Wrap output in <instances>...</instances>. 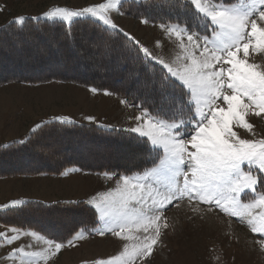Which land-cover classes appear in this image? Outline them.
I'll use <instances>...</instances> for the list:
<instances>
[{"label":"snow or ice","instance_id":"obj_1","mask_svg":"<svg viewBox=\"0 0 264 264\" xmlns=\"http://www.w3.org/2000/svg\"><path fill=\"white\" fill-rule=\"evenodd\" d=\"M121 7L122 0H103L83 8L53 6L42 16L66 25L93 18L123 38L117 46L135 61L144 67L151 65L153 71L159 66L165 106L153 115L142 104L135 105L141 114L128 129L151 144L156 153L152 167L133 175L103 173L109 179L119 175V180L115 188L87 201L99 214L100 226L81 229L66 242L46 239L35 231L13 228L10 231L15 234L11 235L0 231V244L12 245L22 235H31L47 245L41 251L13 247L5 259L19 260V264L47 262L58 256L65 243L77 246L73 241L83 240L87 232L111 234L122 242L115 255L96 258L92 264H149L169 227L164 212L172 205L179 207L177 201L185 199L246 223L264 249V191H257L264 183V136L245 139L234 130L255 136L249 118L264 117V63L254 61L255 56H264V0H184L183 21L158 24L169 39L175 38L179 49L167 59L114 22L112 13H120ZM24 21L21 15L13 22ZM140 22L151 20L144 15ZM155 46L162 47L161 41ZM104 94L110 93L105 90ZM121 103L134 106L126 99ZM55 119L62 124L76 123L69 117ZM47 123L42 121L31 131L35 133ZM23 203L12 200L0 208L16 209Z\"/></svg>","mask_w":264,"mask_h":264},{"label":"trees","instance_id":"obj_2","mask_svg":"<svg viewBox=\"0 0 264 264\" xmlns=\"http://www.w3.org/2000/svg\"><path fill=\"white\" fill-rule=\"evenodd\" d=\"M183 4L184 0H123L120 12L139 19L148 15L150 23L155 24L176 22L184 20ZM122 39L93 18H81L72 25L31 17H26L23 24L8 22L0 26V84L68 81L108 90L126 99L134 109L141 110L135 105L142 104L156 115L165 106L160 95L159 66L153 71L151 65L144 67L135 61L125 49L117 46V41ZM47 122L35 133L31 131L23 144L19 143L21 140H14L0 145V177L59 174L67 168L129 175L152 167L156 157L149 143L125 129L105 128L94 123ZM98 146L111 149L100 156L111 155V161H98L92 151ZM82 147L88 150L84 157H78ZM120 150H127L130 155H119ZM257 188L263 191L264 183ZM66 215L68 219L74 218L67 227L59 220H52L53 216H63L64 220ZM3 224L32 229L61 242L78 229L94 227L97 217L95 209L83 200L55 203L27 200L19 208L1 209L0 225Z\"/></svg>","mask_w":264,"mask_h":264},{"label":"rangeland","instance_id":"obj_3","mask_svg":"<svg viewBox=\"0 0 264 264\" xmlns=\"http://www.w3.org/2000/svg\"><path fill=\"white\" fill-rule=\"evenodd\" d=\"M101 2L103 0H0V23L10 18L14 20L21 15L25 18H44L42 13L53 6L83 8ZM120 13L113 12L112 16ZM122 14L126 15V18L123 17L119 24L123 25L124 29L141 27V19ZM142 25L145 26L146 31L140 35V39L156 54L167 59L179 51L175 38L169 39L157 24L152 22ZM157 40L161 41L162 47L155 46ZM254 61L264 63V56L257 55ZM90 89L91 87L77 83L56 80L36 83L10 81L0 84V145L14 141L12 139L23 140L31 132L25 134L27 129L35 127L42 121H59L55 119L56 117H69L77 123L85 121V123H94L105 128L128 130L135 126L134 117L141 114V110L136 111L130 106L121 104L122 98L110 92L109 95H105L104 90L93 93ZM87 116L94 117V121L86 120ZM249 122L255 127V136L243 129L234 130H237L238 134L245 139H257L264 136V117L252 116ZM95 147L92 151L98 161L104 159L106 163L112 160L111 155L100 157L109 153L111 149L104 146H98L96 149ZM85 149L80 148L77 156L84 157L88 150ZM120 151L119 155H130L127 150ZM118 154L113 155L118 156ZM64 172L67 174L62 175L61 173ZM117 180L119 175L109 179L103 173L80 169L77 171L76 168L64 169L59 174L3 176L0 177V206L9 204L12 200L24 202L36 200L45 203L83 200L87 203L97 193L115 188ZM87 204L95 209L91 204ZM177 204L179 207L172 205L164 212L169 227L164 230L162 241L156 246L149 264H264V249L256 243L259 237L251 233L246 223H241L218 209L209 211L207 205H197L196 202L189 204L187 199L177 201ZM196 207L199 210L193 211ZM95 212L97 224L94 227H99L101 223L98 219L99 214L96 209ZM62 218L63 216H53L52 220L55 222L59 220L60 224L66 227L73 223V217L68 219L66 215L64 220ZM13 228L22 232L35 231L0 225V231L8 232L10 235L15 234L10 231ZM121 243L111 234L100 236L88 235L85 232L83 240L73 241V244L77 246L68 247L65 243V247L57 257L47 262L39 260L37 264H92L96 258L115 255L120 250ZM21 245L26 246L28 251H41L47 247L44 241H37L31 235H22L12 245L0 244V264H19V260H6L5 257L11 248ZM29 245L31 247H27Z\"/></svg>","mask_w":264,"mask_h":264},{"label":"crops","instance_id":"obj_4","mask_svg":"<svg viewBox=\"0 0 264 264\" xmlns=\"http://www.w3.org/2000/svg\"><path fill=\"white\" fill-rule=\"evenodd\" d=\"M123 17H125L126 18V15H124V14H119V15H114V16H112V19L114 20V22L120 27V28H123L124 29V26L123 25H121V24H119V21L121 20V19H124ZM11 19V20H10ZM10 19H7V20H5L3 23H0V26L1 25H3V24H5V23H7V22H10V21H14L12 18H10ZM102 24V23H101ZM158 25V24H157ZM140 26L141 27H139V28H127V30H126V28L124 29L125 31H127V32H130V33H132L138 40H140L141 42H142V40L140 39V35H142V33L143 32H145L146 31V28H145V26L144 25H142V24H140ZM136 30V31H135ZM138 34V35H136V33ZM135 33V34H134ZM143 43V42H142ZM144 44V43H143ZM149 47V46H148ZM149 48H151V47H149ZM121 103V102H120ZM122 104V103H121ZM132 109H134L132 106H130ZM134 110H136V111H140V110H138V109H134ZM83 123H85V121H83ZM110 126V125H109ZM108 126V127H109ZM107 127V126H106ZM34 128V126L33 127H31V128H29V129H27V131H26V133L25 134H27L29 131H31V129H33ZM113 128V127H112ZM12 140H15V139H12ZM6 142V141H5Z\"/></svg>","mask_w":264,"mask_h":264},{"label":"bare ground","instance_id":"obj_5","mask_svg":"<svg viewBox=\"0 0 264 264\" xmlns=\"http://www.w3.org/2000/svg\"><path fill=\"white\" fill-rule=\"evenodd\" d=\"M129 155V154H126V156ZM109 159V158H108ZM111 161V160H110Z\"/></svg>","mask_w":264,"mask_h":264}]
</instances>
